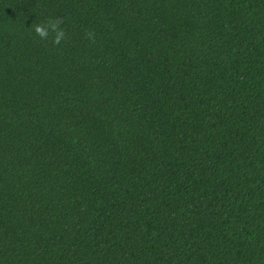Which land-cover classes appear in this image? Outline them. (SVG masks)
I'll use <instances>...</instances> for the list:
<instances>
[{"label": "trees", "instance_id": "16d2710c", "mask_svg": "<svg viewBox=\"0 0 264 264\" xmlns=\"http://www.w3.org/2000/svg\"><path fill=\"white\" fill-rule=\"evenodd\" d=\"M0 264H264V0H0Z\"/></svg>", "mask_w": 264, "mask_h": 264}, {"label": "clouds", "instance_id": "9594fccd", "mask_svg": "<svg viewBox=\"0 0 264 264\" xmlns=\"http://www.w3.org/2000/svg\"><path fill=\"white\" fill-rule=\"evenodd\" d=\"M64 19L62 17L48 18L44 23L33 24L32 30L40 41L51 42L54 46H60L66 42L68 35L62 27ZM85 38L90 42L95 43L96 33L93 30L85 31Z\"/></svg>", "mask_w": 264, "mask_h": 264}]
</instances>
